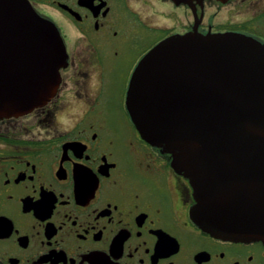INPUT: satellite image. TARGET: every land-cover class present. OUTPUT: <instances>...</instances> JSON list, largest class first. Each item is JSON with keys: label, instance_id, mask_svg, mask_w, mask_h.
Listing matches in <instances>:
<instances>
[{"label": "flooded vegetation", "instance_id": "af4514ba", "mask_svg": "<svg viewBox=\"0 0 264 264\" xmlns=\"http://www.w3.org/2000/svg\"><path fill=\"white\" fill-rule=\"evenodd\" d=\"M58 28L53 94L0 118V264H264L261 241L190 216L188 178L142 138L126 105L162 39L240 33L264 44V0H29Z\"/></svg>", "mask_w": 264, "mask_h": 264}, {"label": "water", "instance_id": "95a60500", "mask_svg": "<svg viewBox=\"0 0 264 264\" xmlns=\"http://www.w3.org/2000/svg\"><path fill=\"white\" fill-rule=\"evenodd\" d=\"M65 57L52 21L28 0H0V118L43 104ZM126 105L141 136L189 179L194 222L264 244V44L239 33L168 36L137 64Z\"/></svg>", "mask_w": 264, "mask_h": 264}]
</instances>
